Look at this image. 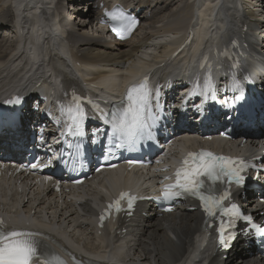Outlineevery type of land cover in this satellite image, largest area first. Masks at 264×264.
Here are the masks:
<instances>
[{"label":"bare ground","instance_id":"6f19581e","mask_svg":"<svg viewBox=\"0 0 264 264\" xmlns=\"http://www.w3.org/2000/svg\"><path fill=\"white\" fill-rule=\"evenodd\" d=\"M76 1L79 0H26L32 5L26 6L22 13L26 24L19 35L16 31H6L15 13L12 0H0V29H5L3 34L8 39L0 41V98L15 91L46 86L49 92L62 88L66 92L79 77L85 87L94 89L99 85L96 80L106 74L117 77L125 67L132 74L136 62L145 65L149 71L155 69L154 74L162 76L167 68L174 66L171 56L165 55L166 45H160L168 38L180 37L171 51L173 54L192 34L188 47L177 58L187 64L201 52L202 29L209 28L212 31H209V36L213 37L219 32L232 37L242 35L245 24L248 26L246 37H253L254 31H264V0H122L131 7L148 6L147 9L155 10L156 14L153 19L144 20V32L121 43L105 39L97 30L88 34L84 29L90 26L93 30L94 24H86L79 19L81 16L77 12L81 7L74 6ZM221 5L218 15L223 20H210ZM35 10L41 11V16L38 17ZM77 15L80 25L75 27L70 18H77ZM33 17L38 19L35 34L26 31ZM57 18L60 20L58 27L62 26L61 22L67 27L58 37L52 30ZM258 42L257 47L264 55V34ZM180 84L183 88L184 80H180ZM52 103L58 106L56 101ZM202 140L200 137L199 141ZM17 141L15 132L0 133V144L12 145ZM247 145L256 148L252 143ZM132 179L133 174H129L115 185H125ZM30 184L33 185L32 179L22 176L15 182L1 181L0 190L5 194L1 201L5 204H0V209L15 217L14 203L7 204L13 197H10V191L16 187L12 191L18 197V204L27 208L25 219L31 217L33 209L50 210L56 215L59 235L72 238L81 248L99 254L102 252L103 255L97 257L103 261L117 257V260L129 264H189L194 256L198 259L193 264H260L257 256L251 255L253 250L245 247L243 241L234 246L227 261L220 260L211 238L205 236L201 239L202 214L198 210L187 211L186 206H182L175 213L160 217L153 206L146 205L131 220L120 219L117 228L116 225L106 227L100 236H96L90 216L97 214L96 204L104 202L102 193L94 189L87 198L81 195L80 203L65 200L64 209L58 213L52 191H38ZM37 192L44 196L40 197ZM37 201L34 207L31 202ZM251 202L256 200L247 204L253 205ZM118 230L122 231L118 234Z\"/></svg>","mask_w":264,"mask_h":264},{"label":"snow or ice","instance_id":"6c2138e0","mask_svg":"<svg viewBox=\"0 0 264 264\" xmlns=\"http://www.w3.org/2000/svg\"><path fill=\"white\" fill-rule=\"evenodd\" d=\"M106 15L119 22V28L114 27L113 31L120 39L130 35L138 23L135 19L129 18L123 10ZM195 94L191 93V95ZM150 96L145 79L140 86L128 90L124 106L114 105L112 112L108 114L94 105L90 99L73 93L72 103L64 109L70 119L67 131L72 135L82 134L81 126L88 119L83 105L87 103L92 105L94 111L99 112L103 118L102 122L110 126L111 138L118 141L113 145L114 147L120 148L131 144L143 135L150 138L151 125L148 119L153 118ZM18 102V98L8 101L10 104ZM76 149L79 152L80 145H76ZM109 154H111L110 149ZM36 166V163L31 165L32 168ZM248 167L247 162L242 159L216 155L211 151L189 153L175 172V183L164 187L162 197L166 200L188 197L198 199L206 217V228H211L212 218L219 215L221 218L218 227L219 243L224 247L228 246L229 239L235 238L236 233L232 229L235 228L238 219H243L259 234L264 235V227L254 224L250 216H244L237 204L232 203L229 207L223 205V201L231 197L230 188L223 187L225 180L229 185L235 183L237 186H242L245 180L242 173ZM124 196H128V207L131 208L135 198L129 193H121V198ZM114 205L119 211V200L115 201ZM111 207L113 205H109V208ZM104 218L102 215L101 221ZM37 235L34 232L15 228L5 230L4 221L0 218V264H35L37 260L42 264H66L58 254L49 253L48 246L36 239Z\"/></svg>","mask_w":264,"mask_h":264},{"label":"rangeland","instance_id":"374dc122","mask_svg":"<svg viewBox=\"0 0 264 264\" xmlns=\"http://www.w3.org/2000/svg\"><path fill=\"white\" fill-rule=\"evenodd\" d=\"M81 15H84V12H82ZM73 19H74V18H73ZM74 22H75V23L77 22V24L79 23L77 19H76V20L74 19ZM88 29H89V28H88Z\"/></svg>","mask_w":264,"mask_h":264}]
</instances>
